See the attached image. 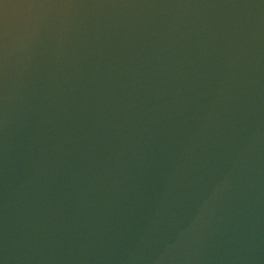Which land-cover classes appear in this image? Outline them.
<instances>
[{
	"label": "water",
	"instance_id": "95a60500",
	"mask_svg": "<svg viewBox=\"0 0 264 264\" xmlns=\"http://www.w3.org/2000/svg\"><path fill=\"white\" fill-rule=\"evenodd\" d=\"M0 264H264V0H0Z\"/></svg>",
	"mask_w": 264,
	"mask_h": 264
}]
</instances>
